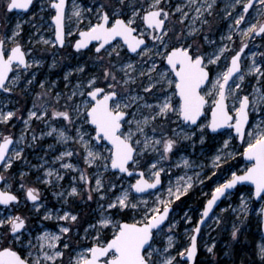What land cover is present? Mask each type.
Segmentation results:
<instances>
[{
    "label": "rangeland",
    "instance_id": "374dc122",
    "mask_svg": "<svg viewBox=\"0 0 264 264\" xmlns=\"http://www.w3.org/2000/svg\"><path fill=\"white\" fill-rule=\"evenodd\" d=\"M256 1L254 7L245 14V20L240 25H236L235 20L242 12V4L246 0H242V3L236 4L235 7L230 5L235 4L236 0H215V2L213 0H161L159 7L168 13L164 30L167 35L164 37V45H161L159 41H154L150 37L151 34L158 35L157 31L152 32L147 29L146 24L141 22V17L149 10L153 0H124L123 4L120 0H71L65 20L67 44L59 47L55 40V24L52 22L55 11L50 6L51 0H34V5L28 12L8 11L6 7L8 0H0V39L4 40L7 54H10V49L18 43L22 45L28 56V63L32 65L27 69L14 65L15 68L5 85L11 91L0 90V112L14 113V116L6 123L0 122V141L6 135L15 137V145L8 156L12 159L11 167L7 169L4 166L0 167V173L5 177L2 187L3 190L20 196V201L15 204L7 207L0 205V219L21 215L27 221V229L22 232L19 241L13 240L7 225L0 227V248L11 246L14 250H21L22 256L31 260L37 255H42L39 251L37 236L45 231L60 234L61 227H69L70 231L61 235L57 246V250L63 251L64 255L54 262L42 261V264H75L78 253L94 243L93 238L97 231H100L102 238L111 239L114 231L112 226L104 229L98 226V220L102 214H110L113 220L120 223L125 220L135 222L142 220L146 208L162 207L158 200H171V204L176 208L168 223L156 232L152 247L163 251L167 247V236L171 235L174 247L164 255L175 256L173 264H188L179 253L190 246V236L194 234L192 230L202 214L201 208L204 202L200 204L199 202L203 197H207V201L216 187L231 179L232 173H242L249 168L251 164L246 162L243 154L251 139L249 134L264 129V101L258 100L260 94L264 93V76L249 71L253 60L261 67V71H264V34L243 35L250 23L257 21L264 23V15L260 14L264 10H261L259 2ZM208 4H212L211 9H207ZM74 5L81 11L80 17L73 14ZM101 5H104L102 10L107 11L110 17L116 9H119L120 17L123 19L130 17L133 9L137 10L140 13V16L136 18L139 25L138 33L144 32V37L149 40L146 46L152 49V52L146 55L133 54L127 50V46L121 39H117L100 53L95 51L98 42L86 51L74 50L79 32L87 29L90 22H97V10L101 9ZM177 8L180 10L177 11ZM197 8L200 9L199 13L196 11ZM89 9L91 11H88ZM17 24L20 25L19 34L13 36V33L17 31ZM45 40L49 43H44ZM244 44H247V47L242 53V70L229 83V88L235 91L228 95L227 103L229 112L235 116L239 101L244 96L249 97L251 123L246 137L239 141L238 135L231 128L218 134L211 133L209 127L201 129L200 125H208L212 119L209 111L212 108L211 101L214 94L209 96L207 114L196 125L185 124L176 113H169L163 118L158 117L144 128V133L155 139L173 138L177 144L172 152L166 154L167 159L164 160L160 159V151L149 148L140 152L142 145H134L139 154L135 157L138 163L130 165L132 170H144L147 179L151 180L152 171L163 169L161 188L146 194L134 192L130 186L135 184L138 176L128 177L124 173L111 169V154L108 149L112 146L106 141L100 144L95 139V128L90 121L86 122L83 114L84 102L91 101L86 93L92 90L88 81L95 77L96 86H102L106 91L109 84L114 85L118 98L122 101L129 97H143L126 109L129 113L126 120L132 121L134 118L142 120L144 116L155 112V109H148L143 105L145 103L156 105L164 99L165 95L171 97L174 107L179 106V97L174 90V85L168 87L166 84L158 83L151 92L144 91L149 83H155L160 79L158 75L160 71L169 68L163 56L154 55L156 51L163 53L172 47L192 45L194 48L198 47L200 54L206 59L209 57L214 59L213 53L219 55V60L211 64L215 69L211 78L213 81L218 74L226 71L230 66L231 57ZM222 48L225 49L223 54L220 53ZM34 61L39 63L36 64ZM128 64H132L134 68L127 69ZM153 65L156 66V70L150 72ZM81 68L83 71H80ZM106 69L115 74V80L111 77L105 80ZM125 72L128 75H125ZM239 75H244L243 81L238 79ZM17 76L19 79L13 83ZM129 76L132 79L125 84L124 80H127ZM168 78L174 80V73H169ZM211 81L205 91L211 88ZM237 83L240 84L239 89L235 88ZM73 92H76L75 96L72 95ZM81 92L85 95H80ZM53 110L67 111L71 117V123L63 117L52 116ZM30 111H36L37 116L29 118ZM45 112L47 115H44ZM53 128L62 129L68 138L61 140L58 133L52 132ZM128 128L129 125L125 124L124 131L127 132ZM131 128L135 132L136 125L133 123ZM50 132L51 135H49ZM185 134L189 137L188 139L184 138ZM81 135L83 140L80 139ZM133 139L142 140L143 136L136 133ZM225 141H227L226 146ZM86 143L88 148H85ZM157 147L162 151L163 145ZM88 149L101 153L106 159H98L89 165L86 162ZM16 151L21 152L19 159L13 155ZM65 151L72 152V156L57 159ZM217 155L221 157L219 161H215ZM184 159L189 161L190 166L186 167L183 164ZM63 164H71L74 167L65 169L62 167ZM153 164L156 165L155 169L151 168ZM49 169L53 172L51 177L46 174ZM81 173L87 177L89 183L80 179ZM57 174L62 179H58ZM181 177L184 179L181 180ZM188 177L192 178V187L188 192L179 200H175L174 196L170 197L169 187L175 193L176 185L178 183L183 185ZM97 178L101 179L103 185L99 191L96 190L95 184ZM21 184L24 185L23 188ZM28 187L39 190L40 200L36 202L39 210L27 199ZM72 187L77 188L78 194L69 195ZM89 189L92 190L91 199H88ZM125 190L129 192V199L131 203L137 204V208L105 211L107 204L115 201L116 197ZM189 194H191V200L188 201V205H185ZM233 194L227 197L202 230L198 256L201 264H213L209 261L217 258L218 246L224 252L223 259L231 258L230 244L224 237L231 238L234 227L242 234L250 230L259 233L256 253L259 260L264 262L259 255V246L264 243L262 230L258 227L263 219L262 206L255 203L254 187L245 186ZM242 198L247 203V211L242 209ZM144 201L147 203H143ZM48 212H51L52 219H44ZM65 212L76 215L77 220L72 222L56 219ZM90 225H97V228H91ZM29 240L35 247L28 248ZM64 243H68L69 247L64 248ZM213 245V251L209 252L208 248ZM29 251L32 252V256L28 255ZM44 251H49L51 254L53 250L45 246ZM162 258L157 254L153 256L156 264H160ZM225 264L230 263L226 261Z\"/></svg>",
    "mask_w": 264,
    "mask_h": 264
},
{
    "label": "snow or ice",
    "instance_id": "6c2138e0",
    "mask_svg": "<svg viewBox=\"0 0 264 264\" xmlns=\"http://www.w3.org/2000/svg\"><path fill=\"white\" fill-rule=\"evenodd\" d=\"M124 0H120L123 4ZM161 0H153L152 4L149 6V10L141 17V22L146 24L147 29L155 32L160 31V35H152L154 41H159L161 45H164V37L167 32L164 31L165 20L168 17V13L164 11L163 8L159 7ZM215 2V0H213ZM261 10H264V0H258ZM33 0H8L6 5L7 9H22L27 10L32 5ZM242 0H236L235 4L230 5L235 7L236 4H241ZM65 4L66 0H51V8L55 9V15L52 19L55 21V40L61 46L64 44V18H65ZM104 5H101V9L97 10V22L89 23V27L86 31H80L79 36L81 39L77 40L75 43V48L80 50L86 48L92 41H97L98 46L95 48L96 53H100L101 49L105 45H110L111 41L116 40L117 37L122 38L124 44L131 52L137 53L138 55H146L152 52V49L145 46L143 50L142 45H146L145 40L142 38L144 32L138 33L139 25H137L136 18L140 16V13L133 9L131 16L127 19L120 18L121 12L116 9L113 15L110 17L107 11H103ZM254 7V0H246L242 4V12L235 20L236 25H240L242 21L245 20V14L250 8ZM212 4L207 5V9H211ZM74 15L76 17L81 16V11L74 5ZM180 9L177 8V11ZM88 11H91L89 9ZM196 11L199 13L200 9L197 8ZM264 15V11L260 12ZM163 17V18H162ZM17 31L13 33V36L19 34L20 25H16ZM138 33V34H137ZM252 33L257 35L264 34V23H250V26L243 32L244 36H248ZM71 33H69L70 35ZM44 43H49L47 40ZM247 44H244L240 49L243 52ZM225 49H220V53L223 54ZM8 50L4 47V40L0 39V89L4 91H11L10 88L5 86V81L8 80V74L13 71L14 64L16 66H23L24 69L31 67L32 65L28 63L26 59V54L22 50L20 44H15L14 47L10 49V54H7ZM240 52L232 56L231 64L227 67L226 71L218 74L216 78L211 81V88L202 94V86L209 82V72L207 71V65L213 64L219 60V55L213 53V57L207 59L205 63V56L200 54L198 47L194 48L192 45L172 47L163 53L156 51L154 55L163 56L167 61V65L170 66L167 70L160 71L158 73L160 79L155 83H149V85L144 89L146 93L152 91V89L158 83L166 84L168 87H173L175 92H178L180 97L179 106L174 107L171 102V97L168 95L164 96V99L156 105L145 103L143 107L148 109H155L154 114L149 116H144L142 120L132 121L126 120V116L129 113L126 111L131 107L132 103L143 99V97L135 96L129 97L126 100L117 97V91L114 85L109 84L108 90L106 91L102 87L96 86V78L93 77L88 81V85L92 88L88 91L86 95L91 98V101L84 102V115L86 122L90 121L92 125H95V139L100 141L106 139L110 141L111 148L108 149L110 152L111 167L113 169H119L121 172H129V162L132 164H137L135 157L139 154L137 152V147L142 145L140 152H144L151 148L154 151H160V159H167V153L172 152L177 141L173 138L155 139L154 137H148L144 133V128L151 122H154L158 117H167L169 113H176L183 121L190 122L191 124H196L197 120L204 112V107L209 103L206 97L213 96L211 115L212 119L208 125H200L201 129L204 127H209L212 131L228 125L229 127H235L237 134L240 135L241 139L244 136V127L248 123V106L249 97L244 96L239 101V107L235 109V124L232 125L230 122L233 120V116L228 112L227 99L228 95L233 93L235 90L229 88V81L233 79L234 75L240 73ZM119 55V53H116ZM111 55V53H109ZM38 64L39 61H34ZM127 69H133L132 64L126 65ZM156 66L153 65L152 69L149 71H155ZM83 71V68L80 69ZM251 73L264 76V71H261V67L258 66L253 60L252 66L249 68ZM169 73H174L175 79H169ZM125 75H128L125 72ZM144 75V73H141ZM111 77L115 80V74L110 70H105L104 78L107 80ZM244 75H239L238 79L240 81L244 80ZM19 79L17 76L13 83ZM132 77L129 76L127 80H124L125 84H128ZM151 80V77H149ZM31 83V81H29ZM43 86V85H42ZM236 89L240 88V84L235 85ZM73 96L76 92L72 93ZM80 95H85L81 92ZM71 99V97H69ZM259 101H264V93H261ZM35 107V105H34ZM79 114V109H77ZM47 115V112L44 113ZM134 115V114H133ZM14 116V113L9 111L7 113L0 112V122H7ZM37 116L36 111L29 112V118ZM52 116L63 117L71 123V117L67 111H55L53 110ZM27 123V122H26ZM136 125L135 132L132 131L131 125ZM128 124V131H124V125ZM257 128L259 126L257 125ZM52 132L58 133L61 140L67 139L66 133L62 129L53 128ZM155 132V129H153ZM136 133H140L143 139L134 140L133 137ZM51 135V132L49 133ZM250 141L247 144V148L244 151V155L248 157L249 160L254 161L251 167L247 168L243 175H237L232 173L231 179H228L225 183L220 184L215 188L212 198L207 201V206L205 207L201 220L198 225L192 230L194 233L200 232V224L204 223V218L208 217L210 211L215 205L216 201L225 194L229 189L234 188L239 182L250 181L255 185V196L264 199V129H260L255 133H250ZM23 138V137H22ZM185 139L189 137L185 134ZM35 139V137H33ZM83 140V136L80 137ZM13 144V139L10 136L3 137V142L0 143V163H3L5 169L11 167L12 159L8 157L9 145ZM158 145H163L162 151L157 147ZM227 141H225V146ZM85 148H88V144H85ZM14 157L19 159L21 156L20 151H16ZM72 156V152L65 151L60 154L57 159H63L64 157ZM106 159L99 152H94L91 149L87 151L86 162L91 165L96 162V160ZM221 157L217 155L215 161H219ZM214 161V162H215ZM183 164L187 167L190 166L187 159L183 160ZM218 166V165H217ZM63 168L70 169L74 167L71 164H63ZM152 169L156 168V165L151 166ZM163 171L161 168L158 171H152V179H144V173H139L140 179L136 181L135 184L130 187L135 189L137 193L145 192L147 189L156 188L158 184L161 183L160 173ZM49 177L52 176L53 172L49 169L46 173ZM24 175L23 173L21 174ZM198 175V174H197ZM58 179L62 177L57 174ZM80 179L89 183L87 177L81 173ZM181 180L184 178L181 177ZM5 180L3 175H0V181ZM50 182V181H48ZM97 186L96 190L99 191L103 187L101 179L97 178L95 180ZM23 188L24 185L21 184ZM114 187V185H113ZM192 187V178L188 177L187 180L181 184H177L175 188V193L171 187L168 189V194L170 197L179 200L180 197L188 192ZM91 189H89L88 199H91ZM78 194L77 188L72 187L69 195ZM27 199L34 203V206L39 210L36 202L40 200L39 190L33 187H28L26 189ZM103 198V197H101ZM14 202H18L17 195L13 194L11 191L0 189V205H10ZM143 203H147L144 201ZM158 203L162 207H153L151 209H145L142 220L135 221L133 223H120L112 219L111 215H101L98 220V226L100 229L112 226L114 229L111 239L101 236L100 231H97L96 236L93 238L94 243L86 248L84 251L78 253L75 260V264H156L153 259L154 254L162 256L160 264H173L176 257L171 255H164L169 249L174 247L173 236H167V247L161 251L160 249L153 248V238L154 230L160 229V226L168 219L171 200H158ZM104 207L103 205L101 206ZM131 208L136 209L137 204L131 203L129 199V192L125 190L121 195L116 197V200L107 204L105 211L111 209H125ZM242 209L247 211V203L242 198ZM261 213H264V207L261 208ZM44 219H52L51 212L45 214ZM56 219L61 221H72L77 220L76 215H72L65 212L62 216H57ZM26 219L21 215L8 216L6 219H0V227L7 225L9 232L12 234V238L15 241H19L22 230L26 227ZM91 228H97V225H90ZM70 231L69 227H61L60 234L52 233L49 231L43 232L42 235L36 237L39 242V251L42 255H37L33 259L29 260L21 256L19 252L14 250L11 246H5L0 248V264H42L43 262H54L57 258L64 255L63 251L57 250V246L61 240V235L66 234ZM238 233V229L234 227L232 232V237L235 239ZM28 248L31 249L35 247L31 240L28 241ZM45 246L48 249L53 250L50 254L49 251H44ZM64 248H68V243H64ZM213 247H209L208 251L212 252ZM197 254V238L196 235L190 236V246L185 248L184 251L180 252L179 255L183 258L185 255L189 260H194ZM29 256H32V252L29 251ZM259 255L262 260H264V243L259 246Z\"/></svg>",
    "mask_w": 264,
    "mask_h": 264
},
{
    "label": "water",
    "instance_id": "95a60500",
    "mask_svg": "<svg viewBox=\"0 0 264 264\" xmlns=\"http://www.w3.org/2000/svg\"><path fill=\"white\" fill-rule=\"evenodd\" d=\"M70 1L71 0H66V4H65V18H64V32H65V36H64V40H65V42H64V44L61 46L58 42H57V44H59V47H64V45H66V35H67V33H66V22H65V20H66V15H67V9H68V7H69V4H70ZM254 2H255V0H254ZM33 5H34V0H33V3H32V5L29 7V9H27V10H22V9H11L10 11H15V12H19V11H24V12H28L32 7H33ZM8 11H9V9H8ZM54 11H55V9H54ZM120 18H122V17H120ZM52 22H54V24H55V21L52 19ZM165 24H166V20H165ZM87 29H85V30H82V31H86ZM164 30H165V26H164ZM158 31V34H160V31L159 30H157ZM138 34V33H137ZM78 36H79V34H78ZM144 40H145V42H146V45L148 44V40L146 39V37H142ZM79 39H81V37L79 36L76 40H75V43H76V41L77 40H79ZM117 39H121L122 40V38H120V37H117L116 38V40H114V41H111L110 42V44H112V43H114V42H116L117 41ZM123 41V40H122ZM96 42L97 41H92L86 48H82V49H80V50H86V49H88V48H90L93 44H96ZM126 45V44H125ZM146 45H142L141 46V49L144 47V46H146ZM22 46V45H21ZM107 46L108 45H105V47L103 48V49H105V48H107ZM74 49H76L75 48V45H74ZM103 49H101V50H103ZM22 50H23V48H22ZM77 50V49H76ZM127 50L128 51H130L131 52V50L130 49H128L127 48ZM140 50V49H139ZM138 50V51H139ZM24 51V50H23ZM244 51V50H243ZM25 52V51H24ZM238 52H240V50L238 51ZM131 53H133L134 54V52H131ZM242 53L243 52H240V66H241V60H242ZM237 54V53H236ZM235 54V55H236ZM26 59H27V56H26ZM27 61H28V59H27ZM23 67V66H22ZM170 67V66H169ZM13 70H14V67H13ZM241 70H242V68H241ZM207 71L209 72V79H210V75H211V72H210V69H208V67H207ZM13 72V71H12ZM12 72H10L9 74H8V77H10L11 76V73ZM237 75V74H236ZM236 75H234V77L236 76ZM9 79L10 78H8V80L7 81H5V85L8 83V81H9ZM233 80V79H232ZM232 80H230L229 81V83L232 81ZM207 84V83H206ZM205 84V85H206ZM205 85H203L202 86V88L203 87H205ZM98 87H102V86H98ZM102 88H104V87H102ZM105 89V88H104ZM1 90V89H0ZM117 97H118V95H117ZM227 102V101H226ZM228 104V103H227ZM206 106V105H205ZM249 107H250V100H249V106H248V109H247V111H248V117H249V119H248V123L245 125V127H244V136H243V139L246 137V134H247V130H248V128H249V125H250V119H251V114H250V111H249ZM205 108V107H204ZM228 112H229V109H228ZM205 113L203 112V114L200 116V118L204 115ZM229 114L230 115H232L233 116V120L230 122L232 125H234L235 124V116L231 113V112H229ZM127 117V116H126ZM200 118L197 120V123H198V121L200 120ZM126 119V118H125ZM187 122V121H186ZM196 123V124H197ZM91 124V123H90ZM196 124H194V125H196ZM92 125V124H91ZM94 128H95V125H92ZM229 128H231V129H233L234 130V133L236 134V135H238V138H239V141H242L243 139H241V137H240V135L239 134H237V132H236V130H235V127H229L228 125H224V126H222V127H220V128H218V129H216L215 131H212V129L211 128H209L210 129V132L211 133H213V134H218V132H223V131H225V130H227V129H229ZM8 136H10V135H8ZM96 136V135H95ZM7 137V136H6ZM12 139H13V144H11V145H9V152H8V156H9V154H10V151H11V149L13 148V146H14V141H15V137H13V136H10ZM102 141H106L110 146H111V143H110V141H108V140H106V139H102V140H100V141H98L100 144H101V142ZM3 142V140L1 141V143ZM244 154V153H243ZM244 158H245V160H246V162L247 163H249V164H251L249 167H251L252 166V164L254 163V161H252V160H249L248 159V157H246L245 155H244ZM132 164V162H129V165H128V168H129V172H131L132 173V175H129L128 173H125V172H121L119 169H113L112 167H111V169L112 170H115V171H118V172H120V173H124V174H126L128 177H131V176H134V175H137L138 176V178L136 179V181L138 180V179H140V175H139V173H141V172H143L144 173V179H147V177L145 176V171L144 170H141V169H134V170H132L131 168H130V165ZM1 166H3V163H0V167ZM110 166H111V164H110ZM246 171V170H245ZM245 171H243L242 173H237V175H243L244 174V172ZM1 175V174H0ZM148 180V179H147ZM160 180H161V183L160 184H158L157 186H156V188H151V189H147V190H145V192H142V193H137L136 191H135V189H133V191L134 192H136L137 194H146V193H150V192H153V191H156V189H159V188H161L162 187V185H163V179H162V175H161V173H160ZM151 181V180H150ZM1 183H2V181H0V185H1ZM136 183V182H135ZM242 185H246V186H251L252 188L254 187V192H255V185L252 183V182H250V181H244V182H239L234 188H232V189H229V190H227L226 192H225V194L223 195V196H221L217 201H216V203H215V205L213 206V208H212V210L210 211V213H209V215H208V217H206V218H204V223L203 224H200L199 225V227H200V232L199 233H194L193 235H196V238H197V254H196V257H195V259L194 260H189L188 258H187V256L185 255L184 256V259L185 260H187L188 261V264H194L195 263V261H196V259H197V256H198V251H199V239H200V236H201V230H202V228L210 221V218H211V216L218 210V208L222 205V202H223V200H225L226 198H227V196L229 195V194H231L232 192H234L238 187H242ZM0 189H2V187L0 186ZM3 190V189H2ZM13 193V192H12ZM13 194H15V193H13ZM16 195V194H15ZM17 197H18V201H19V199H20V197L17 195ZM212 198V195L210 196V199ZM257 199H260L259 197H256ZM209 199V200H210ZM31 203H33L31 200H29ZM39 202V201H38ZM14 203H17V202H14ZM3 206H5V205H3ZM207 206V202L205 203V206H204V209H205V207ZM173 210V205H171L170 204V211H169V215H168V219L164 222V224L163 225H161L160 226V228H162L163 226H165L167 223H168V220H169V218H170V216H171V214H172V211ZM202 217V216H201ZM262 218H263V222H262V225H261V228H262V234H263V238H264V213H262ZM201 220V218L199 219V221ZM121 223H133V222H131V221H127V220H125V221H123V222H121ZM197 225H198V223H197ZM23 231V230H22ZM155 231H158V229L157 230H154V232ZM154 236H155V233H154ZM154 239V238H153ZM17 252H19L20 254H21V252L20 251H18V250H16ZM21 256H22V254H21Z\"/></svg>",
    "mask_w": 264,
    "mask_h": 264
},
{
    "label": "flooded vegetation",
    "instance_id": "af4514ba",
    "mask_svg": "<svg viewBox=\"0 0 264 264\" xmlns=\"http://www.w3.org/2000/svg\"><path fill=\"white\" fill-rule=\"evenodd\" d=\"M257 1H258V0H257ZM257 1H256V2H257ZM254 4H255V3H254ZM256 4H257V3H256ZM249 10H251V9H249ZM166 23H167V21H166ZM165 27H166V24H165ZM156 31H157V30H156ZM157 34H158V31H157ZM152 35H153V34H151L150 37H152ZM158 35H160V34H158ZM259 35H261V34H259ZM146 38H147V37H146ZM147 40H148V39H147ZM148 43H149V40H148ZM4 47H5V46H4ZM22 48H23V47H22ZM74 50H75V49H74ZM244 50H245V48H244ZM77 51H86V50H77ZM237 52H238V51H237ZM237 52H236V53H237ZM243 52H244V51H243ZM231 58H232V57H231ZM27 59H28V56H27ZM165 61H166V59H165ZM166 63H167V61H166ZM205 63H207V59H206V58H205ZM230 64H231V61H230ZM14 65H15V64H14ZM13 67H14V66H13ZM207 67H208V69H210V72H211L210 79H209V82H210V81H211V78H212L213 75H214L215 69L213 68V66H212L211 64H208ZM14 68H15V67H14ZM233 78H234V77H233ZM209 82H208V83H209ZM208 83L205 85V87H203V88L201 89L202 94H203L204 92H206L205 90H206V86L208 85ZM177 95H178V92H177ZM178 97H179V95H178ZM206 99L209 100V97H206ZM178 100L180 101V97L178 98ZM209 103H210V102H209ZM209 103H208V104H209ZM208 104H206V106H205V108H204V113H205V114L200 118V120H201V119L207 114V113H206V112H207V111H206V110H207L206 107L208 106ZM209 112L211 113V111H209ZM211 117H212V115H211ZM200 120H199V121H200ZM250 120H251V119H250ZM199 121H198V122H199ZM184 122H185V124H191L190 122H186V121H184ZM250 123H251V122H250ZM193 125H194V124H193ZM249 126H250V125H249ZM248 129H249V128H248ZM233 131H234V130H233ZM218 133H219V132H218ZM246 135H247V134H246ZM6 136H8V135H6ZM6 136H4V137H6ZM13 137H14V136H13ZM2 140H3V139H2ZM2 140H1V141H2ZM1 141H0V143H1ZM14 145H15V143H14ZM248 164H249V163H248ZM3 166H4V165H3ZM1 167H2V166H1ZM0 174H1V173H0ZM1 175H2V174H1ZM3 182H4V180L2 181V183H1V185H0L1 187H2V185H3ZM245 186H246V185H242V187H245ZM242 187H238V188H237L234 192H232V193L235 194V193H236L239 189H241ZM246 187H247V186H246ZM248 187H251V186H248ZM2 189H3V187H2ZM232 193H231V194H232ZM234 194H233V195H234ZM229 195H230V194H229ZM229 195H228V196H229ZM228 196H227V197H228ZM254 196H255V192H254ZM19 197H20V196H19ZM190 197H191V194H189V196L186 197L187 200H186L185 203H184L185 205H188V204H189V202H190V200H191ZM206 198H207V197H203V198L201 199V201L199 202V204H200L201 202H204V204L202 205V208H201L202 213H203V211H204L205 203L207 202V201H206ZM208 198L210 199V197H208ZM226 199H227V198H226ZM226 199H225V200H226ZM28 200H29V199H28ZM207 200H208V199H207ZM225 200H223L222 204L225 202ZM254 200H255V203H256V204H259L260 206L264 207V199H261V198H260V199H257L256 196H255ZM19 201H20V199H19ZM188 201H189V202H188ZM29 202H30V201H29ZM30 203H31V202H30ZM13 204H15V203H13ZM10 205H11V204H10ZM171 205H172V204H171ZM1 206H3V205H1ZM7 206H8V205H7ZM7 206H4V207H7ZM221 206H222V205H221ZM221 206H220V207H221ZM220 207H219V208H220ZM175 208H176V206L173 205V210H172L173 212H174V209H175ZM219 208H218V209H219ZM173 212H172V214H173ZM172 214H171V216H172ZM171 216H170V217H171ZM201 216H202V214H201ZM200 218H201V217H200ZM200 218H199V219H200ZM199 219H198V220H199ZM198 222H199V221H198ZM198 222H197V223H198ZM262 222H263V219H262ZM262 222H260V224H259L258 227L261 228ZM26 226H27V223H26ZM196 226H197V225H196ZM203 228H204V227H203ZM203 228H202V230H203ZM26 229H27V228L25 227V229H24L22 232H24ZM202 230H201V231H202ZM261 230H262V228H261ZM156 232H157V231L154 232L155 235H156ZM202 233H203V231L201 232V235H202ZM200 238H201V236H200ZM154 239H155V236H154ZM154 239H153V241H154ZM256 243H257V242H256ZM199 245H200V242H199ZM199 247H200V246H199ZM17 250H18V249H17ZM254 250H255V253H256V252H257V250H256V244H255V249H254ZM19 251H21V250H19ZM216 252H217V258L214 259L213 261H209V263H213V264H225V263H226L225 261H220V260H223L222 255H224V252H222L220 246H218V247L216 248ZM198 253H199V251H198ZM199 254H200V253H199ZM199 254H198V256H199ZM198 256H197V258H199V259H196V261H195L194 264H197V262H198L199 264H201V263H200V257H198ZM220 257H221V258H220ZM219 258H220V260H219ZM183 260H185L184 257H183ZM218 260H219V261H218ZM185 261H187V260H185ZM187 263H188V261H187ZM236 264H245V263L238 262V263H236ZM246 264H251V263H250V261H249V262H247ZM253 264H264V262H261V261L259 260V258H258V256H257V253H256V260H255V262H254Z\"/></svg>",
    "mask_w": 264,
    "mask_h": 264
},
{
    "label": "trees",
    "instance_id": "16d2710c",
    "mask_svg": "<svg viewBox=\"0 0 264 264\" xmlns=\"http://www.w3.org/2000/svg\"><path fill=\"white\" fill-rule=\"evenodd\" d=\"M259 229H261L259 227ZM259 237V233H254L253 230L246 231L244 234L241 232L237 233L236 238L233 237H224V239L229 241V251H231V258L227 259L224 258L220 261H227L230 264H236L238 262L247 263L250 261L253 264L256 260V253H255V244L257 238ZM218 260V261H219ZM197 264H199L197 262Z\"/></svg>",
    "mask_w": 264,
    "mask_h": 264
},
{
    "label": "bare ground",
    "instance_id": "6f19581e",
    "mask_svg": "<svg viewBox=\"0 0 264 264\" xmlns=\"http://www.w3.org/2000/svg\"><path fill=\"white\" fill-rule=\"evenodd\" d=\"M199 16V15H198Z\"/></svg>",
    "mask_w": 264,
    "mask_h": 264
}]
</instances>
